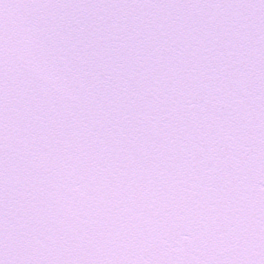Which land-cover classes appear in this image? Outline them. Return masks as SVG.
Wrapping results in <instances>:
<instances>
[{
  "label": "snow or ice",
  "instance_id": "1",
  "mask_svg": "<svg viewBox=\"0 0 264 264\" xmlns=\"http://www.w3.org/2000/svg\"><path fill=\"white\" fill-rule=\"evenodd\" d=\"M0 264H264V0H0Z\"/></svg>",
  "mask_w": 264,
  "mask_h": 264
}]
</instances>
